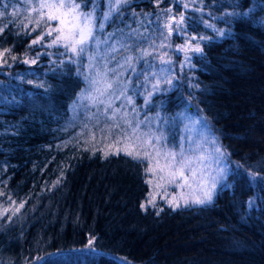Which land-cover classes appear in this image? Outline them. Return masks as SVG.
Listing matches in <instances>:
<instances>
[{
  "label": "trees",
  "instance_id": "1",
  "mask_svg": "<svg viewBox=\"0 0 264 264\" xmlns=\"http://www.w3.org/2000/svg\"><path fill=\"white\" fill-rule=\"evenodd\" d=\"M76 2L100 14L105 0ZM38 3L0 0V264H264V0H127L103 28L120 54L155 49L171 6L202 38L154 99L167 114L196 109L232 167L210 203L173 209L148 204L144 160L75 135L86 64L48 46L58 23ZM133 8L140 21L125 27Z\"/></svg>",
  "mask_w": 264,
  "mask_h": 264
},
{
  "label": "rangeland",
  "instance_id": "2",
  "mask_svg": "<svg viewBox=\"0 0 264 264\" xmlns=\"http://www.w3.org/2000/svg\"><path fill=\"white\" fill-rule=\"evenodd\" d=\"M38 1L41 4L53 2V0ZM39 5L38 3V8L42 10ZM125 5L127 3L123 0L121 4L119 0H105L100 14H95V9L92 10L93 12L90 11L93 38L86 44L84 53L75 54L77 57H84L86 64L84 88L73 105L72 125L78 130L75 135L86 139L105 152L108 150L116 153L118 149L122 150L125 147L134 150L133 143L141 145V142L150 140L151 144L161 152L171 150L178 153L177 161L182 158L180 153L192 157L193 166L198 168L199 172L198 178H193L188 170H185V174L189 176L190 187H178V184L183 183L178 177L176 184L168 183L169 170L165 168L161 171L165 164L163 156L159 157L158 164L155 159L151 163L144 160L147 168L152 169L148 171V179L151 181L148 184L149 200L163 201L172 209L176 208L174 205L177 202L178 207L204 205L194 201L203 198V193L210 187L213 178L216 181V188L213 189L214 198L216 191L225 183L232 167L229 156L209 123L196 112V109H184L174 113L169 111L167 114L163 112L161 104H158V101L156 104L154 99L157 93H167L172 88L173 84L169 83L174 79L172 66L177 69L186 67L188 59L198 53L195 48L199 47L201 38L189 34L186 17L182 13L177 15L173 7L168 6L166 24L168 43L157 45L155 49L136 48L134 51L120 54V49L123 51L125 46L119 47L117 42H110V34L108 32L107 35L103 34L102 31L113 18L122 21V15L126 12L122 7ZM44 9L49 14L50 10ZM186 9L194 11L196 8L188 4ZM181 17H183L182 22ZM127 19L129 21L125 27L140 21V10L133 8L128 12ZM169 28L172 29L171 32ZM132 31H135V28ZM192 37L196 39L193 40ZM137 42L141 43V41ZM147 57L150 59L152 57V61L157 64L154 67L148 64ZM109 83L112 85L111 88L107 87ZM165 103L167 106L168 103ZM170 107L174 110V106L170 105ZM128 122H131V125ZM132 128H136V135L140 140L130 143L125 141L123 136L125 133L131 134ZM157 137L161 139L157 140ZM217 147L220 148V153L215 152L214 149ZM144 150L155 155L152 147H145ZM199 156L205 158L197 162L196 157ZM201 174L204 184L199 180ZM170 200L173 201V205L169 204ZM185 200L188 201L187 204L184 203ZM117 260L123 262V258Z\"/></svg>",
  "mask_w": 264,
  "mask_h": 264
},
{
  "label": "snow or ice",
  "instance_id": "3",
  "mask_svg": "<svg viewBox=\"0 0 264 264\" xmlns=\"http://www.w3.org/2000/svg\"><path fill=\"white\" fill-rule=\"evenodd\" d=\"M124 3H127V0H123ZM41 9L47 8L49 9L48 19L50 21H58L57 27L54 29H51L48 31L47 35L51 36L53 32H56L57 35L52 40L51 44H49V47H52L54 45H57L61 42L64 43V47L68 49L69 51L73 52L74 54H81L85 52V46L90 41V39L93 38V26L91 24L92 20V14L90 12H81L79 11L81 8V4L77 3L76 0H53L51 3H42L39 5ZM187 7V5H185ZM183 21V17H181V22ZM102 27V25H101ZM171 28H169V31L171 32ZM0 32H3V29L0 28ZM192 39H196V37H192ZM202 39V38H201ZM43 40V36L38 37L37 39L32 40V44H38ZM195 51L199 52L200 48L197 46L195 48ZM11 49H4L3 52H0V57H3L5 53H10ZM13 60H16V56L11 57ZM5 63L7 61H4ZM23 63H36V61L33 59L29 61L28 59L23 60ZM95 83V81L93 82ZM170 83V81H169ZM108 88H111L112 85L109 83L107 84ZM129 125H131V122H128ZM119 125H117L118 127ZM123 139L128 142L133 141H139L140 137L136 135V128H132L131 134L125 133L123 136ZM161 139L160 137H157V140ZM119 142V141H118ZM145 147H152L153 152L155 155L153 156L152 153H149L148 151L144 150ZM134 150H129L128 147H125L124 149H118L115 154L119 155L121 151H123V154L126 156H129L133 160L143 161L148 160L150 163L153 159L156 160L157 164L159 163V157L163 156L165 160L164 168H161V171H163L165 168H167L168 175L170 177L168 183L170 184H176L177 177L180 178L183 183L178 184V187H184V186H191L189 184V176L185 174V170L187 169L188 172L191 174V177L198 178L197 174L199 172V169L194 167V161L192 157L183 156V153H180L181 159L177 161V155L178 153L173 152L169 150L168 152H161L160 150L156 149L154 145L151 144V141H143L141 142V145H136L133 143ZM215 152L220 153V148H215ZM222 154V153H221ZM107 155V153L105 154ZM205 157L199 156L196 157V161H202ZM175 166L174 165H177ZM147 171H152L151 168H148ZM221 173H223V170H221ZM163 179V177H161ZM200 183L204 184L205 181L202 177V174L199 177ZM151 182V181H149ZM216 188V181L215 178H213L210 187H208L204 193L203 198H197L194 203L198 204H205L210 203L213 198V189ZM185 204L188 203L187 200L184 201ZM148 204L154 205L153 200H149ZM170 205H173V201H169ZM176 207L179 206V203H175ZM23 207V203L19 205V207L15 211H19V208ZM141 208L146 209V206L144 204L141 205ZM7 211V210H6ZM15 214V213H13ZM10 219V217H9ZM92 241H89V248H91Z\"/></svg>",
  "mask_w": 264,
  "mask_h": 264
}]
</instances>
